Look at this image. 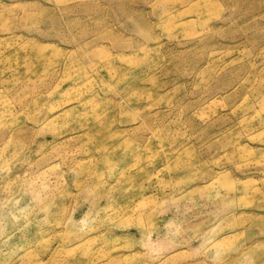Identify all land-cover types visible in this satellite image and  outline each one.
Masks as SVG:
<instances>
[{
	"label": "rangeland",
	"instance_id": "1",
	"mask_svg": "<svg viewBox=\"0 0 264 264\" xmlns=\"http://www.w3.org/2000/svg\"><path fill=\"white\" fill-rule=\"evenodd\" d=\"M0 264H264V0H0Z\"/></svg>",
	"mask_w": 264,
	"mask_h": 264
}]
</instances>
